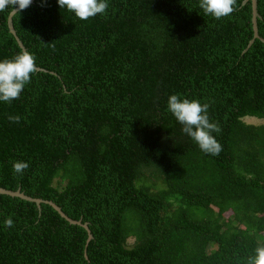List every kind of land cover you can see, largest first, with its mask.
<instances>
[{
    "label": "trees",
    "instance_id": "obj_1",
    "mask_svg": "<svg viewBox=\"0 0 264 264\" xmlns=\"http://www.w3.org/2000/svg\"><path fill=\"white\" fill-rule=\"evenodd\" d=\"M256 1L257 37L252 0L222 19L200 0H106L89 20L33 0L12 15L37 71L0 101V186L43 201L0 193V264H247L264 247V123L243 119L264 118ZM9 13L0 61L23 50ZM172 94L209 105L219 155L183 132Z\"/></svg>",
    "mask_w": 264,
    "mask_h": 264
},
{
    "label": "clouds",
    "instance_id": "obj_2",
    "mask_svg": "<svg viewBox=\"0 0 264 264\" xmlns=\"http://www.w3.org/2000/svg\"><path fill=\"white\" fill-rule=\"evenodd\" d=\"M237 0H200V8L205 15H211L215 19L230 16L236 10ZM32 0H0V12H22L30 7ZM61 9L66 8L73 12L81 20H89L97 15L106 14L108 4L106 0H58ZM37 71L35 56L27 50H22L11 59L0 61V101L11 103L20 98V95L32 75ZM168 110L176 120L183 125L186 133L208 154L219 155L223 150L222 145L213 135L220 132L217 123L210 122L208 115L209 105L198 100L181 99L180 95L172 94L168 98ZM9 121L19 123L22 119L19 115H9ZM25 161L13 163L14 174L23 175L29 168ZM5 227L13 226V220L9 217L5 220ZM247 264H264V247H257L255 255L249 257Z\"/></svg>",
    "mask_w": 264,
    "mask_h": 264
},
{
    "label": "water",
    "instance_id": "obj_3",
    "mask_svg": "<svg viewBox=\"0 0 264 264\" xmlns=\"http://www.w3.org/2000/svg\"><path fill=\"white\" fill-rule=\"evenodd\" d=\"M252 12H253L252 21H253V28H254V36L257 37L258 36V32H257V25H256V17L258 16V11H257V1L256 0H252ZM14 13L15 12H11L10 11V13L8 15V19H7L8 28H9V31L16 37L18 44L24 50L23 43L21 42V40L19 39V37L16 35V31H15V29L13 27L12 15ZM0 193L7 194V195H10V196H18V197H21L23 199L30 200V201H35L37 204H39L41 201H43V199H41V198H34V197H31V196L26 195L25 193H23L22 191H20V189L10 190V189H6V188H3V187L0 186ZM47 202L50 203L57 211H59L60 214L62 216H64L70 223L81 224L89 232L87 223H82L80 220L71 219L55 203H53L51 201H47ZM88 237L91 238L90 232H89Z\"/></svg>",
    "mask_w": 264,
    "mask_h": 264
},
{
    "label": "rangeland",
    "instance_id": "obj_4",
    "mask_svg": "<svg viewBox=\"0 0 264 264\" xmlns=\"http://www.w3.org/2000/svg\"><path fill=\"white\" fill-rule=\"evenodd\" d=\"M243 119L245 120V122L251 123V124H257L258 125V124L264 123V118H258V117H254V116H245ZM162 186H163L162 184L156 183V187L154 189L161 188ZM229 214H230V212H225L224 216L228 217ZM211 247H215V245L212 244Z\"/></svg>",
    "mask_w": 264,
    "mask_h": 264
}]
</instances>
